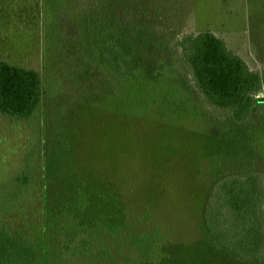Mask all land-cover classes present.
Returning a JSON list of instances; mask_svg holds the SVG:
<instances>
[{"label": "rangeland", "instance_id": "374dc122", "mask_svg": "<svg viewBox=\"0 0 264 264\" xmlns=\"http://www.w3.org/2000/svg\"><path fill=\"white\" fill-rule=\"evenodd\" d=\"M95 1L0 0V21H8L0 24L4 26L0 31V59L38 70L43 76L44 93L38 114L32 118L17 119L0 113V197L11 196L15 192L11 187L14 178L29 173L30 184L22 188V193L36 199L33 208H38L42 196L55 200L52 206L41 209L49 212L60 204L58 200L65 193L63 182L77 180L82 173L85 187L99 185L107 174L114 173V182L119 181L130 195V209L126 215L120 213L124 215L121 222L131 225L123 231V239L117 243L102 239L100 246L105 254H89L90 250L81 255V260L75 255L79 252L76 245L88 244V235L83 233L84 239L72 241L69 254L56 253L57 258H52L51 250L49 261L160 264L155 263V255L141 258L137 247L130 251L132 243L128 241L129 233L131 240L138 237L136 242L157 233L176 246L169 260L173 264H249L231 250H221L214 237H207L203 214L216 180L242 176L251 170L264 176V130L257 124L264 120V114L259 113L264 106L250 116L248 123L233 124L225 111L205 104L192 88L190 95L182 92L178 96L173 109L158 106L152 97L144 110L135 102L137 112L133 116L105 111V100L98 101L103 94L106 98L109 91L112 94L120 89L134 96L138 84L127 77L122 84L104 67L84 69L82 61L74 57L81 52V59H88L86 50L100 36L99 28H90L84 21L90 17ZM141 6L146 11L140 15L133 12ZM116 10L128 25L140 24L150 33L156 32L164 49H170L171 40L183 34L210 30L251 69L264 74V0H118ZM100 83L103 86L98 89V98L90 100L87 92L95 94ZM257 97H264V85ZM232 140L236 144L240 141L242 152L232 148L221 152ZM234 153L240 156L235 158ZM61 156L65 160L57 166ZM34 170L43 179L36 188L31 175ZM85 176L91 180L98 176L99 182ZM28 204L22 206L21 215L35 219L40 208L32 214ZM143 216L146 221H141ZM136 217L138 221L132 222ZM62 241L54 237V245ZM190 253L201 257L190 259L186 256ZM208 254L211 261L205 258Z\"/></svg>", "mask_w": 264, "mask_h": 264}, {"label": "trees", "instance_id": "16d2710c", "mask_svg": "<svg viewBox=\"0 0 264 264\" xmlns=\"http://www.w3.org/2000/svg\"><path fill=\"white\" fill-rule=\"evenodd\" d=\"M117 1H95L90 17H85L84 21L90 28H99L100 36L86 50L88 59H81L80 51L73 54L79 62L82 61L84 69L94 65L99 69L104 67L112 78L119 79L122 84L126 77L138 84L134 96L122 90L120 92V89L112 94L109 91L106 98L103 94L98 101L105 100V111L126 112L133 116L137 112L135 102L140 103L144 110L152 97L158 106L163 104V107L173 109L178 96L182 92L190 95L192 88L205 104L225 111L233 124L248 123L250 116L264 106V97H257L264 85V74L251 69L234 50L227 47L223 39L210 30H204L176 37L171 40V48L164 49L156 32L150 33L151 30H145L140 24L128 25L117 15ZM142 8L133 12L140 15L146 11ZM1 20L0 24L8 23L5 19ZM85 72L83 70V74ZM97 86L95 94L87 92L90 100L98 98V89L103 84ZM43 94V76L38 70L0 59V113L17 119L32 118L38 114ZM107 99L109 102L106 104ZM259 113L264 114V109ZM257 124L264 130V120ZM237 143L232 140L231 144H221V152H229L231 148V151L242 152V144L239 140ZM233 155L235 158L240 156ZM57 159L54 163L59 166L64 158ZM35 169L38 170V167ZM36 170L31 172L34 188L38 182L43 183ZM260 173L251 170L242 176L229 175L216 180L203 214L207 237L210 240L214 237L215 241H212L218 243L221 250H231L249 264H264V176ZM28 174L17 175L11 183L15 192L9 197H0V264H69L62 259L49 261L50 251L54 254L52 258H57L56 253L69 254L72 241L84 239V234L88 235V244L76 245L79 252L75 256L82 260L81 255L90 250L93 251L89 254L104 255L101 240L117 243L123 239V231L131 227L125 221L121 222L126 210L130 209V195L125 193L119 181L114 182L117 176L114 173L107 174L102 182H99L98 176L97 180L85 176L99 182V185L90 183L85 187L82 173L77 175V180L63 182L61 188L65 189V193L58 200L60 204L54 205L49 212L41 211L42 207L52 206L55 202L42 196L39 198L42 205L37 206L40 213L32 220L29 219L31 215H21L26 202H30L28 205L32 214L38 210L32 206L36 199L22 193V188L30 184ZM11 218L17 226L13 225V221L9 222ZM141 219L147 220L144 216ZM131 220L136 223L138 218ZM152 234L136 242L138 237L131 240L129 233L128 241L132 243L129 250L137 247L141 258L155 255V263L173 264L170 261L176 253V246L163 241L157 233ZM55 236L63 238L57 246L54 245ZM84 245H88L87 250ZM186 256L193 259L200 254ZM205 258L211 261L209 254Z\"/></svg>", "mask_w": 264, "mask_h": 264}]
</instances>
